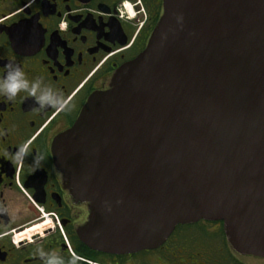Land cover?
Here are the masks:
<instances>
[{"label": "water", "instance_id": "water-1", "mask_svg": "<svg viewBox=\"0 0 264 264\" xmlns=\"http://www.w3.org/2000/svg\"><path fill=\"white\" fill-rule=\"evenodd\" d=\"M51 149L90 248L151 249L208 219L264 257V0H163L145 49Z\"/></svg>", "mask_w": 264, "mask_h": 264}, {"label": "flooded vegetation", "instance_id": "flooded-vegetation-1", "mask_svg": "<svg viewBox=\"0 0 264 264\" xmlns=\"http://www.w3.org/2000/svg\"><path fill=\"white\" fill-rule=\"evenodd\" d=\"M162 13L163 0H0V78L14 62L30 81L39 77L68 99L56 110L25 93L14 103L0 96V264H41L37 247L65 259L75 252L78 264H264L230 244L221 220L178 224L159 246L128 253L92 249L79 236L88 202L71 193L52 142L145 49ZM26 140L33 154L13 163ZM35 150L45 156L39 168Z\"/></svg>", "mask_w": 264, "mask_h": 264}, {"label": "clouds", "instance_id": "clouds-1", "mask_svg": "<svg viewBox=\"0 0 264 264\" xmlns=\"http://www.w3.org/2000/svg\"><path fill=\"white\" fill-rule=\"evenodd\" d=\"M181 18L177 17L178 20ZM19 93H25L27 97H31L35 105L41 109L51 107L56 110H64L68 107V99L63 96L61 91L54 89L49 84L42 83L39 77L30 81L19 64L9 62L3 77L0 78V96L14 103ZM30 144L31 140H26L16 146V151L12 153L13 163H22L27 155L33 154V150L29 149ZM44 160V154L35 150L32 164L39 168ZM34 255L41 260V264H78L81 259L75 252H70L65 259L57 250L43 247H37Z\"/></svg>", "mask_w": 264, "mask_h": 264}, {"label": "bare ground", "instance_id": "bare-ground-1", "mask_svg": "<svg viewBox=\"0 0 264 264\" xmlns=\"http://www.w3.org/2000/svg\"><path fill=\"white\" fill-rule=\"evenodd\" d=\"M31 233V232H30Z\"/></svg>", "mask_w": 264, "mask_h": 264}]
</instances>
